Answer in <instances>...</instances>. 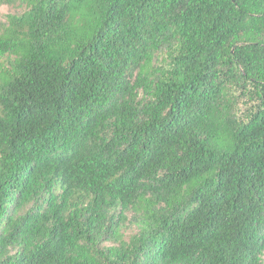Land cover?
I'll return each instance as SVG.
<instances>
[{
  "label": "trees",
  "instance_id": "16d2710c",
  "mask_svg": "<svg viewBox=\"0 0 264 264\" xmlns=\"http://www.w3.org/2000/svg\"><path fill=\"white\" fill-rule=\"evenodd\" d=\"M0 4V264H264V0Z\"/></svg>",
  "mask_w": 264,
  "mask_h": 264
},
{
  "label": "rangeland",
  "instance_id": "374dc122",
  "mask_svg": "<svg viewBox=\"0 0 264 264\" xmlns=\"http://www.w3.org/2000/svg\"><path fill=\"white\" fill-rule=\"evenodd\" d=\"M20 11L18 8L14 7V6H10L9 4H0V16H4L7 13H13V12H18ZM134 226H128L124 232L125 235L127 236L129 234L130 231H133ZM263 262H264V253H263Z\"/></svg>",
  "mask_w": 264,
  "mask_h": 264
}]
</instances>
